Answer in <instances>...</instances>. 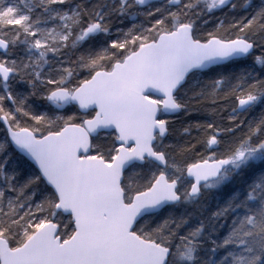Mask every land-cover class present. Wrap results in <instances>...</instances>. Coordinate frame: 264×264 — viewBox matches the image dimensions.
<instances>
[{"label":"snow or ice","instance_id":"snow-or-ice-1","mask_svg":"<svg viewBox=\"0 0 264 264\" xmlns=\"http://www.w3.org/2000/svg\"><path fill=\"white\" fill-rule=\"evenodd\" d=\"M0 264H264V0H0Z\"/></svg>","mask_w":264,"mask_h":264}]
</instances>
